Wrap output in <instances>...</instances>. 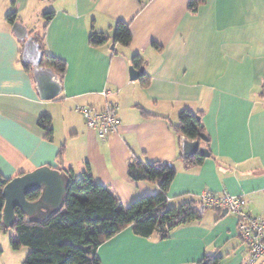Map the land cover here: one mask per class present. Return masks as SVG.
<instances>
[{"label":"crops","instance_id":"obj_1","mask_svg":"<svg viewBox=\"0 0 264 264\" xmlns=\"http://www.w3.org/2000/svg\"><path fill=\"white\" fill-rule=\"evenodd\" d=\"M190 2L0 0V173L12 179L52 165L78 177L89 164L96 180L129 206L159 190L131 180L129 163L169 160L177 170L169 203L199 199L205 189L228 191L264 217V0H199L196 10ZM13 10L29 35L44 36L45 49L67 64L53 98L41 97L33 66L23 60L25 41L7 20ZM46 11H54L48 23ZM118 21L130 25L128 47L90 44L92 31L112 35ZM136 54L143 63L135 68L144 71L133 79ZM116 99L120 125L106 137L76 110L106 109ZM183 109L201 113L210 155L200 164H188L180 152L173 125ZM43 115L51 117L52 139L39 125ZM210 210L167 238L126 227L98 255L104 264H199L209 255L220 257L218 264H244L239 216ZM10 229H0V264H22L29 248H14Z\"/></svg>","mask_w":264,"mask_h":264},{"label":"trees","instance_id":"obj_2","mask_svg":"<svg viewBox=\"0 0 264 264\" xmlns=\"http://www.w3.org/2000/svg\"><path fill=\"white\" fill-rule=\"evenodd\" d=\"M199 0H191L190 9L196 10ZM47 23L53 18L54 11L44 13ZM19 14L13 10L7 20L14 24ZM33 39L40 44L42 51L41 66L51 68L61 80L66 71V62L51 55L45 49L44 36L38 34ZM132 41L129 23L118 21L112 35L105 32L92 31L90 44L95 47L109 42L113 46L128 47ZM140 55L133 56V67L142 65ZM30 68L29 64H26ZM146 79H143V84ZM39 125L45 130V136L52 139L53 126L49 115L39 119ZM179 137L185 135L191 139L200 138L205 134L200 112L183 109L179 113L178 122L173 125ZM207 136V135H206ZM208 137V136H207ZM207 145V141L201 140ZM208 147V145H207ZM188 164H200L205 156L196 155L183 158ZM173 161H141L133 159L129 163L128 174L133 181L156 183L158 192L143 195L125 206L121 199L106 185L94 177L91 166L76 177L71 173L66 200L63 208L51 214L46 220L30 221L17 208V221L11 227L15 237L11 244L14 248L22 245L29 248L22 264H104L98 255L99 246L126 227L131 226L136 235L149 237L158 233L167 238L170 232L182 225L200 221L203 214L199 199L190 198L177 206H170L167 192L176 175ZM10 179L0 173V229L8 230L2 222V210L5 198L2 194L4 186ZM40 190L27 195L31 201L37 200ZM206 209V207H204ZM218 211L221 212L220 209ZM242 241V235L239 234ZM244 242V241H243ZM220 257L209 255L199 264H218Z\"/></svg>","mask_w":264,"mask_h":264},{"label":"water","instance_id":"obj_3","mask_svg":"<svg viewBox=\"0 0 264 264\" xmlns=\"http://www.w3.org/2000/svg\"><path fill=\"white\" fill-rule=\"evenodd\" d=\"M13 31L16 36L24 40L22 57L33 66V72L37 88L41 97L50 99L55 97L62 90L60 77L51 69L41 66L42 51L40 44L29 35L27 27L21 22L13 24ZM144 71V67L130 68L131 78H137ZM208 141L205 134L200 138L191 139L185 135L180 137V152L183 158H191L196 155L209 156L210 151L205 143ZM71 182V176L60 168L52 165H43L33 171L20 174L10 179L4 186L2 194L5 204L2 210V222L6 228H11L17 221L16 210L19 208L28 220H46L51 214L60 211L66 200L67 190ZM40 190L37 200L31 201L27 195ZM203 214L204 206H199ZM229 213L227 208L221 211L225 216Z\"/></svg>","mask_w":264,"mask_h":264},{"label":"built area","instance_id":"obj_4","mask_svg":"<svg viewBox=\"0 0 264 264\" xmlns=\"http://www.w3.org/2000/svg\"><path fill=\"white\" fill-rule=\"evenodd\" d=\"M105 96L110 95L104 91ZM118 100L109 102L106 109H98L89 104L76 106L89 128L98 132L101 137L109 136L118 131L120 119L116 112ZM199 200L206 208H225L230 213L239 216L238 231L242 235L247 247L244 264H264V217H256L247 210V199L243 195H236L228 191L216 193L210 189L201 192Z\"/></svg>","mask_w":264,"mask_h":264},{"label":"rangeland","instance_id":"obj_5","mask_svg":"<svg viewBox=\"0 0 264 264\" xmlns=\"http://www.w3.org/2000/svg\"><path fill=\"white\" fill-rule=\"evenodd\" d=\"M35 22H37V23H42V17L40 16V17H37V19L35 20ZM175 203H169V205L170 206H177V205H180V204H182V203H178V204H176V205H174ZM211 212V210H210V208H207V213H210ZM14 234V231L12 230V229H10L9 230V235H11V234ZM15 235V234H14ZM22 247L24 248H27L28 249V247L27 246H24V245H22Z\"/></svg>","mask_w":264,"mask_h":264}]
</instances>
